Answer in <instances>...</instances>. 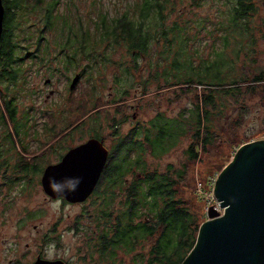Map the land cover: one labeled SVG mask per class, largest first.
<instances>
[{
  "label": "trees",
  "instance_id": "1",
  "mask_svg": "<svg viewBox=\"0 0 264 264\" xmlns=\"http://www.w3.org/2000/svg\"><path fill=\"white\" fill-rule=\"evenodd\" d=\"M188 1L138 0L117 15L96 4L90 6L92 9H83L73 0L70 13L61 10L62 0L10 3L0 66L9 63V80L17 82L19 70L13 69L12 64L18 60L15 52L19 45L11 44L18 22L15 10L23 14L40 11L44 26L36 41L39 51L30 56L39 63H45L47 56H56L60 66L52 72L80 73L81 79L88 82L87 94L96 101H86L87 110L81 107L83 104L76 109L83 111L87 119L75 129L88 124L86 132L91 138L104 137L103 112L97 110L101 98L97 83L106 81L109 70L114 80L110 87L114 103L126 101L134 91L147 96L153 82L160 84L159 80L165 84H160L158 90L179 87L177 98L194 89L198 91L199 87L203 89L195 95L192 107L174 116L160 111L126 134L120 132L124 121L117 116L109 119L115 133L110 139L109 161L89 198L93 210L84 216L91 223L85 226L78 220L76 225L77 231H85L84 249L95 264L185 262L207 219L201 205L204 200L198 194L193 198L184 194V188L193 182L191 167L225 131L217 125L224 116L225 101L230 97L239 101L257 93L258 84L264 81L260 65L245 66L243 71L236 72V61L242 55L252 63H259L257 48L260 40H264V29L254 27L258 16L256 0L225 2L223 19L216 23L222 45L212 58H200V63L190 47L188 23L171 20L178 4ZM54 49L55 55L48 54ZM229 50L233 56L228 54ZM127 55L130 61L124 60ZM11 104L9 101V114L15 119L17 111ZM186 140L189 143L184 162L170 163L165 169L153 167L151 160L162 159ZM5 165L8 166L4 163L0 169ZM35 166L26 161L19 169L29 177L36 172ZM5 179L9 184L18 180L7 175Z\"/></svg>",
  "mask_w": 264,
  "mask_h": 264
},
{
  "label": "rangeland",
  "instance_id": "2",
  "mask_svg": "<svg viewBox=\"0 0 264 264\" xmlns=\"http://www.w3.org/2000/svg\"><path fill=\"white\" fill-rule=\"evenodd\" d=\"M73 1L83 9H92L90 6L96 4L117 15L138 0ZM226 1L189 0L178 4L171 16L172 21L188 23L190 47L197 57V63H200V58H212L222 45L216 23L223 19L221 15ZM62 4L61 10L70 13V0H62ZM256 4L258 16L254 20V27L256 30L259 27L264 29V0H256ZM15 11L18 22L13 29L11 44L19 47L15 52L18 60L12 64V68L19 70V74L17 82L8 80L11 75L6 72V79L0 77V165L9 162L12 165L23 158L24 162L36 165V172L9 184L3 173L4 167L0 169V261L15 260L20 252L25 253L22 262L31 264L36 259V254L42 252L47 259H61L68 264H95L84 249L85 231L76 230L78 220H82L85 226L91 223L84 216H88L93 210L92 200L74 204L63 198H53L45 192L42 177L45 168L59 163L69 148L91 138L86 132L88 124L75 129V126L87 119L83 111L76 112V109L83 104L81 107L87 110L89 105L86 101L96 100L87 94L90 88L83 78L72 90L75 74L52 72L60 66L56 56H47L45 63H39L30 56L37 52L36 41L44 26L42 15L40 11L26 14L20 10ZM56 52L54 49L48 54L55 55ZM257 52L259 63H252L242 55L236 61V72L243 71L245 66L250 68L260 65L264 69V40H260ZM121 53L125 51L122 50ZM228 54L233 56L230 50ZM124 60L130 61V57L127 55ZM111 73L112 70L106 73L105 82L97 83L101 90L97 110L103 112V135L110 139L115 133L109 123L113 116L124 121L120 132L126 134L138 123H147L160 111L174 116L181 110L192 107L195 95L203 90L199 87L198 91L194 89L190 94L177 98L180 88L171 90L165 87L158 90L160 84H165L163 80H159L160 84L153 82L147 96L141 94V91H134L126 101L114 103L110 94V87L114 84ZM48 79L52 80L51 84H46ZM135 85L138 87L139 83ZM52 90L53 95L50 93ZM9 101H14L17 107L15 119L9 114ZM225 102L227 107L224 116L217 121V125L225 131L220 132L217 143L209 147L208 152L202 153L198 162L192 165V185L184 188L187 198L198 194L204 200L201 205L206 212L208 204L198 193L199 184L208 189L211 179L231 163L243 145L264 139V81L258 84L257 93L248 94L239 101L230 97ZM110 139L106 140L107 148L110 147ZM188 143L189 140H186L162 159L151 160V164L159 169H165L170 163L181 164L186 160L185 148Z\"/></svg>",
  "mask_w": 264,
  "mask_h": 264
},
{
  "label": "water",
  "instance_id": "3",
  "mask_svg": "<svg viewBox=\"0 0 264 264\" xmlns=\"http://www.w3.org/2000/svg\"><path fill=\"white\" fill-rule=\"evenodd\" d=\"M4 20L0 0V47ZM81 77L75 75L72 90ZM109 156L104 140L98 138L71 148L59 163L45 168V192L74 204L86 202L95 192ZM215 195L225 212L209 209L198 243L183 264H264V139L249 142L236 152L219 175ZM32 264L68 263L38 258Z\"/></svg>",
  "mask_w": 264,
  "mask_h": 264
},
{
  "label": "flooded vegetation",
  "instance_id": "4",
  "mask_svg": "<svg viewBox=\"0 0 264 264\" xmlns=\"http://www.w3.org/2000/svg\"><path fill=\"white\" fill-rule=\"evenodd\" d=\"M2 2H3V5H4V8H5V20H4V32H3V36H4V33H5V30H6V19H7V17H8V15H9V7H10V3H11V0H2ZM3 40V39H2ZM2 47H3V41L1 42V47H0V53H1V50H2ZM35 51H39L38 49H36ZM0 69H1V72H0V77H2V78H5V74H4V72H6V73H9V75H10V65H9V63H5V64H3L2 65V67L0 66ZM6 79V78H5ZM9 80V79H8ZM52 82V81H51ZM49 84H51V83H49ZM52 91H54V90H52ZM51 93V92H50ZM54 94V93H53ZM52 94V95H53ZM11 106H12V108H14L15 109V111H17V107H16V105H15V103H14V101H11ZM27 116V115H26ZM134 118H136V115H135V117ZM28 120H30V118L28 117ZM123 124V123H122ZM69 125H70V120H69ZM122 126V125H121ZM69 133H70V127H69ZM92 138H95V137H92ZM91 139V138H90ZM99 139V138H98ZM110 138L109 137H106V136H104L101 140H104V143H106V140H109ZM112 139V138H111ZM86 142V141H85ZM106 146V145H105ZM109 149V151L111 152V148L109 147L108 148ZM70 150V148L68 149V151ZM67 151V152H68ZM110 157V156H109ZM109 161V160H108ZM9 163H11V162H9ZM9 163H7L8 164V166H5L4 167V171H3V173H5V175L4 176H9V177H11V178H13L14 180H17V181H21L22 179H25L26 177H27V174L26 173H23L20 169H19V167L21 166V164H23V163H25L24 161H22V160H16L12 165H10ZM108 163V162H107ZM33 164V163H32ZM32 164H30V162H29V165L31 166ZM14 249H16L17 250V248H16V246H14L13 247ZM14 251V250H13ZM18 251V250H17ZM24 256H25V253H20V252H18V256L15 258V260L14 259H9L7 262H2V261H0V264H24L22 261H23V259H24ZM36 259L34 260V261H32V263H34L38 258H44V259H47L45 256H44V254L42 253V252H39V253H37L36 254ZM31 263V264H32Z\"/></svg>",
  "mask_w": 264,
  "mask_h": 264
},
{
  "label": "built area",
  "instance_id": "5",
  "mask_svg": "<svg viewBox=\"0 0 264 264\" xmlns=\"http://www.w3.org/2000/svg\"><path fill=\"white\" fill-rule=\"evenodd\" d=\"M219 175L220 174H218L216 177L211 179L208 189H206L203 186V184H199V187H198V193L207 201V204H208L207 213L211 207H214L215 209H217L221 214H224L225 212L221 205V202L217 199L215 195V188L217 185Z\"/></svg>",
  "mask_w": 264,
  "mask_h": 264
},
{
  "label": "bare ground",
  "instance_id": "6",
  "mask_svg": "<svg viewBox=\"0 0 264 264\" xmlns=\"http://www.w3.org/2000/svg\"><path fill=\"white\" fill-rule=\"evenodd\" d=\"M66 200V199H65ZM67 201V200H66ZM69 202V201H68Z\"/></svg>",
  "mask_w": 264,
  "mask_h": 264
}]
</instances>
